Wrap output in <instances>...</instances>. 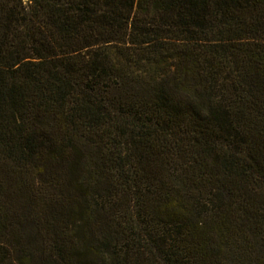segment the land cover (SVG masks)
<instances>
[{"label":"trees","instance_id":"trees-1","mask_svg":"<svg viewBox=\"0 0 264 264\" xmlns=\"http://www.w3.org/2000/svg\"><path fill=\"white\" fill-rule=\"evenodd\" d=\"M0 264H264V0H0Z\"/></svg>","mask_w":264,"mask_h":264}]
</instances>
